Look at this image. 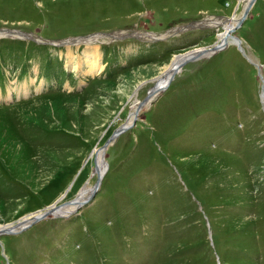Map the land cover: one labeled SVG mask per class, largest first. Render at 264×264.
<instances>
[{"label": "rangeland", "instance_id": "374dc122", "mask_svg": "<svg viewBox=\"0 0 264 264\" xmlns=\"http://www.w3.org/2000/svg\"><path fill=\"white\" fill-rule=\"evenodd\" d=\"M249 1L0 0V29L41 42L135 34L67 46L0 37V226L87 199L108 164L75 214L0 236V264H264L262 80L237 46L183 67L96 153L177 58L224 29L169 31L239 20ZM233 36L264 77V0Z\"/></svg>", "mask_w": 264, "mask_h": 264}, {"label": "water", "instance_id": "95a60500", "mask_svg": "<svg viewBox=\"0 0 264 264\" xmlns=\"http://www.w3.org/2000/svg\"><path fill=\"white\" fill-rule=\"evenodd\" d=\"M257 0H250L248 3L247 8L245 9L242 17L239 19L238 25L236 28H234V30L231 32V34L233 32H235L236 30H238L243 23L247 20V17L253 7V5L255 4ZM221 18V17H218ZM222 19V18H221ZM214 25H209L207 23V21H197V22H193L189 25L186 26H182V27H176L175 29L169 31V33H171L172 35L174 34H180V33H184L186 31H189L191 29H203V28H213ZM215 28V27H214ZM0 32L2 33H7L5 36H1V37H21L22 39H29L32 40L34 42L40 43V44H47V45H52V46H67V45H75V44H79V43H85L88 41H92V42H96L100 39H107L108 42H112V41H119L122 40L124 38H130L133 37L132 35L135 34H126L123 32H111V33H96V34H92V35H88V36H82V37H72V38H67L64 40H58V41H47L44 40V42H41L39 40H36L32 34H27L24 33L20 30H8V29H0ZM230 33L228 34L229 37L233 38L236 42V45L239 49V51L241 52V54L247 59V61L249 63H251L252 65H254L257 69H258V74L259 77L262 80V95L261 98L264 102V77L261 74V69L259 67L258 64L254 63L246 54L244 48L242 47V41L240 39H238L237 37L231 35ZM146 37L148 39H150V41H156L159 40V38L165 37V35H155V34H146ZM157 37V38H156ZM226 43H224L223 45H215L214 47H211L209 49H201L198 51H194L193 53L187 54L185 57L187 58H182V63H180L176 68H171L170 71H173L171 73L172 76L169 77V81L167 83V85L163 88H161L160 90H157L155 87L151 90V92L149 93V96L142 102L139 103L138 108L134 111V113L132 114V123L127 125L128 122L124 125H122L121 127H119L118 129H116V131L113 133L112 137L109 139V141L99 150H97L96 153H98L99 151H103L105 153L106 149L108 148V146L110 144H112L113 142H115L118 137L129 131L130 129H132L137 121H138V117L140 115V111L146 106L145 104L150 102V104H153L158 97L169 87V85L171 84L172 80L174 79L176 73H178V71H181V69L183 67H185L187 64L198 61L202 58H205L207 54H210V56H213L217 53L222 52L225 48H226ZM228 46V44H227ZM184 57V56H183ZM173 65V64H172ZM176 66V65H175ZM131 116V115H130ZM129 121V120H128ZM107 164V163H106ZM108 165V164H107ZM108 167V166H107ZM107 172V171H106ZM106 174V173H105ZM105 174H101L98 173L97 176V181L96 184L93 186V188L90 191L89 196L87 197V199L83 202H79L78 198H76L73 201L67 202L63 205H52L51 207H48L45 209V211L43 213H41L39 216H36L35 219L27 226H25L24 228L17 230L18 228H16L17 226H13L11 228H7V229H1L0 228V236L3 235H19L22 232L28 230L29 228H31L32 226L36 225L37 223L46 220L50 217H54V218H68L70 215L75 214L79 209L83 208L84 206H86L88 203H90L91 200H93V198L97 195L98 191L100 190L101 186H102V181L103 178L105 176ZM64 207H75L73 212L71 214H68L67 216H63V215H57L56 212L58 210H60V208H64ZM7 259V258H6Z\"/></svg>", "mask_w": 264, "mask_h": 264}, {"label": "bare ground", "instance_id": "6f19581e", "mask_svg": "<svg viewBox=\"0 0 264 264\" xmlns=\"http://www.w3.org/2000/svg\"><path fill=\"white\" fill-rule=\"evenodd\" d=\"M247 6H248V4H247ZM247 6L245 7V9L247 8ZM245 11V10H244ZM239 22V20H236V19H227V18H222V19H214V20H212V19H210L209 21H207V23L209 24V25H214L213 27H218V28H220V27H223V29H224V32L222 33V35H223V37L219 40V43H218V45H223L224 43H226L227 42V44H228V46H230V45H235V46H237L236 45V42H235V40L233 39V38H231V37H229L228 36V34L230 33L231 34V32L234 30V28H236L235 27V25H236V22ZM238 25V24H237ZM234 33V32H233ZM233 33L231 34V35H233ZM7 33H2V32H0V37L1 36H5ZM169 35V33L168 34H165V36H168ZM88 42H92V41H88ZM88 42H85V43H88ZM227 44H226V47H228L227 46ZM225 50V49H224ZM223 50V51H224ZM87 55H88V58H90V60H94L95 61V63L94 62H92L91 63V65H90V67H91V69H90V73L91 74H99V72L101 71V68H100V66H98L99 64L96 62L97 61V59L99 60V58H98V56H99V52H96V51H92V53H90V52H88L87 53ZM189 56V55H188ZM187 56V57H188ZM206 57H209L210 56V54H207V55H205ZM187 57H181V58H177L176 60H175V62L173 63V65H171V67L169 68H167V70H165V72L158 78V79H156V86H155V88L157 89V90H160L161 88H163V87H165L166 85H167V83H168V79H169V77L170 76H172L171 75V73L173 72V71H170V69L171 68H176L180 63H182V58H187ZM176 65V66H175ZM173 68V69H174ZM182 70V69H181ZM180 71H178V73H179ZM178 73H176V75L178 74ZM123 90V89H122ZM121 91V90H120ZM122 92V91H121ZM124 92V91H123ZM123 95V94H122ZM2 97V96H1ZM146 106H148V105H150V102H148V103H146L145 104ZM135 105H133V107H134ZM136 106H137V108H138V106H139V103H137L136 104ZM136 108V109H137ZM132 119H133V117H132V115H131V117L129 118V121H128V124L127 125H129V124H131L132 123ZM102 152V156H104V152L103 151H101ZM99 156L101 157V155L99 154ZM102 161H103V166H102V162L100 161L99 162V171H98V173H101V174H105L106 173V171H107V169H108V165L106 164V162H104V160H103V157H102ZM101 166L103 167L102 168V170H101ZM86 200V199H85ZM85 200H81V201H79V202H83V201H85ZM51 207V206H50ZM74 208L75 207H64V208H60V210H58L57 212H56V214L57 215H63V216H67L68 217V214H71L72 212H73V210H74ZM41 213H43V212H39V213H36V214H33V215H30V216H28V217H26V218H24L18 225L19 226H17L16 228H18L17 230H20V229H22V228H24L25 226H27V225H29L34 219H35V217L36 216H39ZM13 226H15V224H12V225H5V226H0V228L1 229H7V228H11V227H13Z\"/></svg>", "mask_w": 264, "mask_h": 264}]
</instances>
